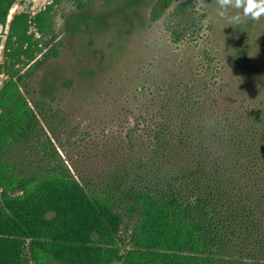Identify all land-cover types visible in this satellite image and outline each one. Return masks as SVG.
<instances>
[{"label": "rangeland", "instance_id": "rangeland-1", "mask_svg": "<svg viewBox=\"0 0 264 264\" xmlns=\"http://www.w3.org/2000/svg\"><path fill=\"white\" fill-rule=\"evenodd\" d=\"M219 11L220 0H17L0 25V218L11 208L40 203L53 190H72L97 200L111 217L96 264H148V255H166L165 249L149 250L144 231L162 230L169 221L163 207L131 193L129 179L109 195L89 187H103L117 169L131 170V129L145 126L159 108L139 97V88L171 90L191 81L206 51L216 60L200 78L212 79L218 68L214 88L222 107L264 103V15L252 20L242 9L229 7L224 16ZM176 31L187 39L174 41ZM42 102L65 117L55 141L63 144L76 180L20 187L1 152Z\"/></svg>", "mask_w": 264, "mask_h": 264}, {"label": "trees", "instance_id": "trees-1", "mask_svg": "<svg viewBox=\"0 0 264 264\" xmlns=\"http://www.w3.org/2000/svg\"><path fill=\"white\" fill-rule=\"evenodd\" d=\"M16 3L1 0L0 25ZM173 37L187 39L182 31ZM210 53L187 83L171 90L154 84L139 88L138 96L159 108L145 126L131 129V170L117 169L103 187H89L92 194L109 195L129 179L131 193L164 208L169 221L162 230L144 231L149 250L167 254L160 259L150 254L144 263L264 264V103L242 100L222 107L214 88L218 68L212 79L200 78L213 68L216 58ZM46 104H39L38 112L31 108L1 152L20 187L53 178L76 180L63 144L55 141L65 130V117ZM2 215L0 264L27 259L96 264L95 253L111 227L109 212L97 200L90 203L72 190H53L28 209Z\"/></svg>", "mask_w": 264, "mask_h": 264}, {"label": "clouds", "instance_id": "clouds-1", "mask_svg": "<svg viewBox=\"0 0 264 264\" xmlns=\"http://www.w3.org/2000/svg\"><path fill=\"white\" fill-rule=\"evenodd\" d=\"M229 7L242 9V14L252 20H259L264 15V0H220L219 15L224 16ZM233 19H239V16Z\"/></svg>", "mask_w": 264, "mask_h": 264}]
</instances>
